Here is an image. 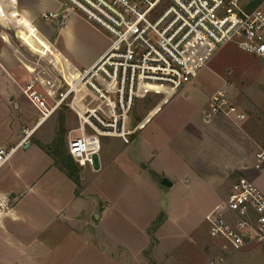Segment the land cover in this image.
I'll return each mask as SVG.
<instances>
[{
    "label": "rangeland",
    "instance_id": "374dc122",
    "mask_svg": "<svg viewBox=\"0 0 264 264\" xmlns=\"http://www.w3.org/2000/svg\"><path fill=\"white\" fill-rule=\"evenodd\" d=\"M223 47L213 59L221 65V57L229 55L236 66L233 70L237 72L231 76L235 85L232 93L247 114L243 130L222 116L205 118L208 101L222 85L211 78L217 75L208 65L198 75L207 80L202 89L188 85L172 97L138 99L131 115L134 134L130 142L118 136L101 137L100 168L82 167L71 157L68 131L62 127L46 149L68 177L66 164L78 179L70 177L65 185V201L72 205L68 219L73 232L58 229L50 216L53 224L49 230L42 236L35 232L25 242L39 247L36 257L27 253L29 264H202L204 254L211 258L217 249L212 240L219 238L210 234V215L224 204L237 179L246 174L239 167L249 165L252 155L264 149V59ZM228 70L223 68L225 74ZM78 90L86 106L83 112L95 108L107 115L101 99L86 87ZM205 107L208 110L202 119L199 113ZM150 114L155 115L147 122ZM145 122V128H139ZM249 124L256 127L255 141L246 135ZM138 136H144L146 142L138 143ZM149 153L156 155L153 163L145 161ZM259 171L264 178V167ZM164 179H174V186L164 184ZM73 182L75 201L70 193ZM4 236L0 264H4L3 254H11L10 260L16 262L26 260ZM38 236L45 242L32 241ZM48 246L52 248L50 256L45 254Z\"/></svg>",
    "mask_w": 264,
    "mask_h": 264
},
{
    "label": "built area",
    "instance_id": "2783aa9c",
    "mask_svg": "<svg viewBox=\"0 0 264 264\" xmlns=\"http://www.w3.org/2000/svg\"><path fill=\"white\" fill-rule=\"evenodd\" d=\"M12 1L17 2L0 0V14ZM62 1L110 36L108 49L80 73L76 83L77 89L86 87L101 99L107 113L95 108L78 112L81 135L69 141V153L82 167L100 168L102 136L130 142L131 115L138 99L172 97L184 90L221 47L233 44L264 58V0ZM57 17L52 12L44 15L46 20ZM32 88L28 98L44 118L50 116L53 108H48L46 97ZM211 116L225 117L236 126L247 120L246 112L224 89L211 97L205 118ZM23 134L15 147L0 146V170L30 142L33 130ZM257 160L256 169L261 170L264 152ZM210 216L211 236L225 239L232 251L262 240L264 191L251 178L242 177Z\"/></svg>",
    "mask_w": 264,
    "mask_h": 264
},
{
    "label": "crops",
    "instance_id": "0c3cea01",
    "mask_svg": "<svg viewBox=\"0 0 264 264\" xmlns=\"http://www.w3.org/2000/svg\"><path fill=\"white\" fill-rule=\"evenodd\" d=\"M8 5L6 13L0 14V146L18 145L25 129L33 130V135L30 142L19 148L10 162L0 170V240L5 235L7 243L17 249L26 260H10L11 254H3L1 259L4 264H29L28 259L30 256L36 257L34 252L37 253L39 247L25 242L29 241L30 237L32 239L35 232L42 236L54 222L58 229L60 227L73 232L68 219V214H71L69 207L72 205H67L65 197V185L70 177L62 171L56 157L46 146L62 127L68 131V141L75 137L72 135L74 132L81 135L78 112H83L86 106L78 89L69 90L80 73L92 67L105 53L110 45V36L75 10L68 9L62 0H17ZM51 12L57 13L58 17L46 20L44 15ZM224 49L240 50L233 44H227L222 50ZM221 59V65L217 63V58L213 59L212 56L210 59L208 68L217 75L211 78L222 82L217 91L226 90L236 102L232 93L235 85L231 77L237 72L233 70L236 66L229 55ZM224 67L229 68L227 74L223 72ZM204 79L205 77H196L188 88L202 89L203 83L207 81ZM31 85L32 90H37L46 97L48 108H53L50 116L44 118L28 98ZM209 105L208 101V108ZM160 108H157L156 112ZM208 108H202L199 113L201 117ZM154 115H151L147 122ZM49 122L51 124L48 129L42 130ZM147 122L139 128H145ZM252 126L249 124L250 133L246 132V135L255 141L256 127ZM252 131L254 133L251 134ZM144 138L138 136L137 142L143 143ZM261 152H264L263 148L252 155L249 165L239 167V170L246 173L239 179L249 177L264 191L263 172L256 169L257 155ZM155 157L154 153H149L145 161L153 163ZM142 167H146V164L143 163ZM154 172L160 175L157 171ZM169 180L174 186L175 180ZM70 188L71 199L75 201L74 182ZM219 204L220 201L216 205ZM50 216L54 218L53 223L49 221ZM166 226L167 224L160 232ZM32 241L45 242L39 236ZM212 241L217 245V249L214 248L211 258L210 255L204 254L202 264H264V239L250 242L235 251L228 248L225 239ZM14 242H17V245H14ZM222 243L225 244L223 248ZM46 249L48 253L45 254L50 256L52 248L48 246ZM27 253H30V256Z\"/></svg>",
    "mask_w": 264,
    "mask_h": 264
},
{
    "label": "trees",
    "instance_id": "16d2710c",
    "mask_svg": "<svg viewBox=\"0 0 264 264\" xmlns=\"http://www.w3.org/2000/svg\"><path fill=\"white\" fill-rule=\"evenodd\" d=\"M71 157H72V156H71ZM64 165H65V164H64ZM64 167H65L66 169H68V175H69L71 178H73L74 180H76V182H77L78 179H76L75 176H74V170H73V168H71L70 165H68V164H66Z\"/></svg>",
    "mask_w": 264,
    "mask_h": 264
},
{
    "label": "bare ground",
    "instance_id": "6f19581e",
    "mask_svg": "<svg viewBox=\"0 0 264 264\" xmlns=\"http://www.w3.org/2000/svg\"><path fill=\"white\" fill-rule=\"evenodd\" d=\"M26 23H24V25H25ZM81 78V75L78 77V79L76 80V82L71 86V88H70V90L69 91H74V90H76L77 88V82L79 81V79Z\"/></svg>",
    "mask_w": 264,
    "mask_h": 264
},
{
    "label": "water",
    "instance_id": "95a60500",
    "mask_svg": "<svg viewBox=\"0 0 264 264\" xmlns=\"http://www.w3.org/2000/svg\"><path fill=\"white\" fill-rule=\"evenodd\" d=\"M163 183L168 185V186H172V182L170 180H168V179H164Z\"/></svg>",
    "mask_w": 264,
    "mask_h": 264
}]
</instances>
